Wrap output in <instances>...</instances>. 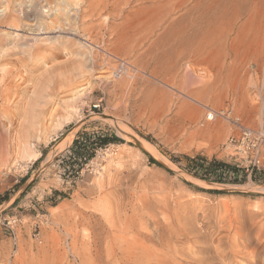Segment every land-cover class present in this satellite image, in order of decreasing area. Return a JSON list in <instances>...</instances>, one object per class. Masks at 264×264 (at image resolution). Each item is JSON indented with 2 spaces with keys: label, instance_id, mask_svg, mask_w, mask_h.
<instances>
[{
  "label": "rangeland",
  "instance_id": "rangeland-1",
  "mask_svg": "<svg viewBox=\"0 0 264 264\" xmlns=\"http://www.w3.org/2000/svg\"><path fill=\"white\" fill-rule=\"evenodd\" d=\"M163 9L157 0H0V264H264V183L251 174L209 183L186 166L232 164L222 144L235 129L203 122L208 108L261 124L264 40L243 49L233 74L211 47L196 74L213 87L194 101L181 73L151 56L174 47L156 41L175 17ZM215 126L219 134H200ZM76 139L90 160L71 159ZM190 227L196 238H175Z\"/></svg>",
  "mask_w": 264,
  "mask_h": 264
},
{
  "label": "bare ground",
  "instance_id": "bare-ground-1",
  "mask_svg": "<svg viewBox=\"0 0 264 264\" xmlns=\"http://www.w3.org/2000/svg\"><path fill=\"white\" fill-rule=\"evenodd\" d=\"M157 7L167 8L168 14L172 13L175 17L170 20L172 22L168 24V28L159 25L163 27V31L165 28L167 29L165 32L162 31L163 34H160L161 36H158L156 41L162 45L172 42L174 47L171 52L159 51L154 52L151 56L158 62V69L171 74L181 73L180 81L187 83L188 88L185 94L191 100L198 98V95L209 92L213 87L207 82L200 85V79L196 74V68L203 60L208 59L211 47L217 45L222 47L223 57L228 62L227 71L233 74L235 62L241 57L243 49L245 53L252 45L258 47V39L261 42L264 40V0H157ZM168 14L166 12V15ZM167 84L173 85L170 82ZM197 109L194 110L197 112ZM220 131V127L215 126L202 130L200 134L203 136L219 134ZM72 137L73 132L61 140L55 150L66 147ZM140 144L144 150L155 157L154 151L148 143L143 141ZM189 181L193 182L192 180ZM256 190L264 194V186L258 187ZM197 236L198 233L192 227L179 229L175 234L176 239L180 240L182 237L180 242L185 240L187 243ZM140 248L142 247L140 246ZM193 258L190 262L196 264L198 262L203 264L205 260ZM160 262L163 261L160 260ZM173 263L180 264L176 258Z\"/></svg>",
  "mask_w": 264,
  "mask_h": 264
},
{
  "label": "built area",
  "instance_id": "built-area-1",
  "mask_svg": "<svg viewBox=\"0 0 264 264\" xmlns=\"http://www.w3.org/2000/svg\"><path fill=\"white\" fill-rule=\"evenodd\" d=\"M121 65L120 69L123 67V64ZM99 109V103L92 105L93 111ZM217 118L225 119L235 129L222 144V150L233 159L230 165L242 170L247 175L252 172H264V118L257 129H251L244 126L239 117L232 116L230 110L215 111L208 108L203 122H212Z\"/></svg>",
  "mask_w": 264,
  "mask_h": 264
},
{
  "label": "trees",
  "instance_id": "trees-1",
  "mask_svg": "<svg viewBox=\"0 0 264 264\" xmlns=\"http://www.w3.org/2000/svg\"><path fill=\"white\" fill-rule=\"evenodd\" d=\"M97 141L103 146L109 143H122L119 138L108 136H100ZM76 144L77 139L74 140V146L71 148L72 152L74 153L71 159H74V162L90 160L92 155L87 154L84 156L82 153L79 154L75 148ZM150 161L156 164L154 160L151 159ZM186 161L187 173L202 181L220 185H238L243 184L247 180V174L245 172L230 164L218 161L216 159L208 160L204 157H196L192 159L187 158ZM80 164H82V162H80ZM251 179L254 182L264 183V172H252ZM3 199L5 198L1 197L0 202H2Z\"/></svg>",
  "mask_w": 264,
  "mask_h": 264
}]
</instances>
